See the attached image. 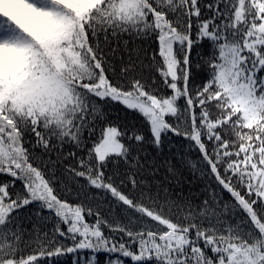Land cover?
Masks as SVG:
<instances>
[{
    "label": "trees",
    "instance_id": "16d2710c",
    "mask_svg": "<svg viewBox=\"0 0 264 264\" xmlns=\"http://www.w3.org/2000/svg\"><path fill=\"white\" fill-rule=\"evenodd\" d=\"M40 1L56 26L0 0L30 44L0 62V262L264 264V0ZM162 25L180 94L156 140L91 89L170 97ZM111 126L121 148L100 160Z\"/></svg>",
    "mask_w": 264,
    "mask_h": 264
},
{
    "label": "rangeland",
    "instance_id": "374dc122",
    "mask_svg": "<svg viewBox=\"0 0 264 264\" xmlns=\"http://www.w3.org/2000/svg\"><path fill=\"white\" fill-rule=\"evenodd\" d=\"M10 3L14 7H19L20 19L23 23H36L41 24L45 16L53 17V24L56 26L57 21L60 20L55 16L54 10H52L47 3L40 0H10ZM61 21L58 22L60 24ZM160 45L161 52L166 60V71L165 74L169 77L172 87V95L168 98L158 99L153 96L142 95L141 97L131 96L127 94H120L106 87V79L104 76H100L98 84L91 89L94 93L100 96H109L112 99L118 100L126 106L133 107L144 113L150 120L152 132L156 140L159 139L161 132L164 130L165 119L168 115L174 114L175 99L179 96V85H178V61L174 56L175 42L179 41V37L172 33L162 25L160 29ZM29 43H25L23 40L16 38L12 33L5 28L4 24L0 20V62L2 64L6 61H10L11 57L20 55L21 51L30 48ZM28 54H25L23 58L28 59ZM49 88V86H48ZM46 89L42 93L49 92ZM120 144L117 140V130L115 127H107L102 140L96 145L95 153L98 159L103 160L108 154L117 153L120 151ZM0 151L1 148H0ZM5 151V150H4ZM3 161L8 162L10 157L5 154ZM260 195L264 200V173L259 178ZM1 202V198H0ZM3 205L0 204V222L3 221ZM0 264H18L13 260H6L0 262Z\"/></svg>",
    "mask_w": 264,
    "mask_h": 264
}]
</instances>
